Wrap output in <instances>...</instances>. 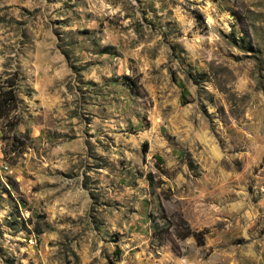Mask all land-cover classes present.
Instances as JSON below:
<instances>
[{"label": "rangeland", "instance_id": "1", "mask_svg": "<svg viewBox=\"0 0 264 264\" xmlns=\"http://www.w3.org/2000/svg\"><path fill=\"white\" fill-rule=\"evenodd\" d=\"M4 90L0 264H264V0H0Z\"/></svg>", "mask_w": 264, "mask_h": 264}, {"label": "trees", "instance_id": "2", "mask_svg": "<svg viewBox=\"0 0 264 264\" xmlns=\"http://www.w3.org/2000/svg\"><path fill=\"white\" fill-rule=\"evenodd\" d=\"M6 92H7L6 90L0 92V115L2 114V112H3L4 109H7V108L10 107V104L6 101L7 98L5 96H3ZM189 234H193L197 238V240L199 242H202L203 241V237L202 236L201 237L198 236L197 235V232L194 231V230H192L191 227L187 224L186 225V228L184 230H182L179 233V235L181 237H185V236H187Z\"/></svg>", "mask_w": 264, "mask_h": 264}]
</instances>
